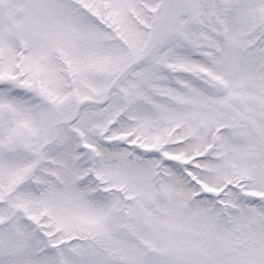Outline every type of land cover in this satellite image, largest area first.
Returning <instances> with one entry per match:
<instances>
[{
	"label": "snow or ice",
	"instance_id": "obj_1",
	"mask_svg": "<svg viewBox=\"0 0 264 264\" xmlns=\"http://www.w3.org/2000/svg\"><path fill=\"white\" fill-rule=\"evenodd\" d=\"M0 264H264V0H0Z\"/></svg>",
	"mask_w": 264,
	"mask_h": 264
}]
</instances>
